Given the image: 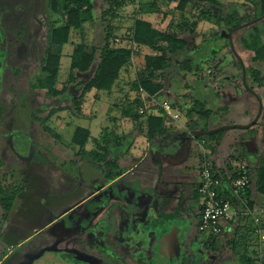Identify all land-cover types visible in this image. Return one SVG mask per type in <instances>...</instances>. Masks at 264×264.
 Segmentation results:
<instances>
[{
    "label": "rangeland",
    "instance_id": "rangeland-1",
    "mask_svg": "<svg viewBox=\"0 0 264 264\" xmlns=\"http://www.w3.org/2000/svg\"><path fill=\"white\" fill-rule=\"evenodd\" d=\"M219 1L224 6L225 12L232 13L235 10L237 16L245 17L243 24L248 23V19L251 20L255 14L259 15L262 12V8L259 6L261 0ZM47 2L48 0H0V40L1 42L2 39L5 40V54L0 53V164L2 166L0 172L6 174L8 183L13 184L14 191L19 195L14 205L15 208H13L14 212L11 214L10 225L7 224L9 227L6 225V230L2 233L6 240L1 241L3 242L0 247L1 264H75L72 261L74 249L71 244L60 245L58 242L59 224L54 227L52 224L51 228L45 226L61 211L67 210L72 203L84 198L88 189L95 191L103 183L105 177L102 170L106 169L105 163L108 160L102 159L100 154L117 155L118 151L123 152L125 145L129 142L125 136L133 134L132 132L136 129L134 123L127 122L122 118L120 109L125 101L133 100L131 81L135 73H132L131 77L126 76L122 79L121 84L118 88H114L111 94L96 95V92H91L87 95L81 106L84 116L75 114L76 109L72 99L81 94L83 85L89 79H85L82 87L77 91L73 88L64 97L57 99L58 102L50 101L46 96V91L38 87L37 77L42 66L45 64L48 55L57 53L58 50L57 47H54L53 51H50L48 45V33L57 16L48 11ZM176 6L177 3H174L169 9L174 10ZM161 8L163 11L167 10L166 6ZM133 10L132 6L128 7L123 11L121 19L108 20L110 24L120 28V31L116 33L118 38H121L131 27L130 16ZM162 15L160 13L155 17L154 20L157 25L161 21ZM162 23L164 26L165 23ZM256 27L264 32V20L260 21L254 28L241 29L234 33L229 41L222 36L216 38L220 34L216 32L217 29L204 24L200 27L195 40V49L191 52L192 54L197 52L202 63L196 78L205 82L203 87L205 92L212 90L210 92L213 93H206L208 97L213 96L207 100L208 106L219 108L231 100H236L241 106L245 100H250V96H247L248 93L252 96H258L259 104L255 102V122L252 123L257 124V127L253 129L257 133L248 136L245 131H237L240 127L230 124L232 126L226 127L227 129L235 128L237 130H224L222 145L219 148L220 154L232 153L231 151L245 154L239 144L247 137L250 140L256 135L258 137L256 148L261 152L263 151L264 102H261L260 98L264 100V87L261 88L254 84L252 69L254 67L253 59L256 56L255 52L244 51L240 46L242 35L244 33L246 35L252 34ZM105 34V25L99 21L87 26L84 36L76 33L72 42L76 45L84 39L87 52L92 53L93 50L104 46ZM73 44L65 46L61 51L64 58L61 79L56 84L58 90H62L64 85L68 83L69 56L75 48ZM0 49L3 48L0 47ZM237 57L244 62V66L248 70L247 74L241 71V63ZM212 59L216 61L214 62ZM208 60L213 61L215 66L209 65ZM221 66L223 71L217 72L216 69ZM172 71L177 72L178 68L174 67ZM173 79H169L167 87L175 100L177 99L175 97L176 90L182 91L186 85L191 89L195 81L191 75L182 77L179 82ZM192 91L194 92L195 89L193 88ZM198 92L200 98L204 100L203 92L201 90ZM127 94L129 97L126 96ZM190 96L187 95V97ZM38 109H43V112H38ZM53 109L56 111L63 109V111L57 112L51 119L47 120L46 118ZM193 115L194 117L198 116L197 113ZM42 120L47 121L42 123ZM200 121L202 122V119ZM259 122L261 125H258ZM228 123L232 122L228 121ZM79 126L91 130L90 142L85 150L93 157L99 154L95 161L90 155L79 156L77 154L78 148L74 150L71 146L72 136ZM206 133L205 135L209 136L210 133ZM137 136L138 134L133 138L135 139ZM203 141L202 147L204 153L207 154L209 153L207 147L211 142L209 138ZM200 147L199 142L195 140L193 148H199L202 153L203 148ZM253 149H255L253 146L245 145L244 150L247 154V158L246 154L245 158L248 161L245 159L241 163L239 160L234 161L233 164L237 166V171L242 164L250 167L252 160V163H255L254 155H257V150L253 152ZM153 156V153L149 154L148 162L145 163L146 167L150 166ZM116 158L120 164L123 163V161L121 162L122 155L119 154ZM66 174L74 178L76 182L82 179V184L85 183L84 188L81 190L74 187L69 188L65 181L62 188L56 187L57 183L63 179V175ZM257 196L262 198L258 204L263 212L261 211V215L255 217L261 218L264 225V198L260 195ZM99 199L101 200V198ZM98 206V202L94 201L76 212L72 217L76 214H83L87 208L91 210L92 207L98 212ZM246 212L244 211L245 214ZM255 213L257 214V211ZM72 217L70 216L64 221L65 227L73 224ZM43 227L45 228L41 230ZM105 227L104 224L96 227V233L97 231L103 232ZM25 238H29L25 245H18ZM138 240L141 241V238ZM99 242L96 239L94 242L96 246H89L88 254H81L80 259H83L84 262L88 261V264H123L117 257L114 258L104 252L102 247L96 244ZM260 244L263 249L264 241L261 240ZM6 245L14 246H9L12 248H8L11 252L3 260L8 253L5 250L8 247ZM1 252L6 254H1ZM57 253H59L58 257ZM24 255H27L29 263L22 258ZM227 255L234 258L229 253ZM121 258H125V256L121 255ZM210 258L211 261L202 259L199 255H192V260H187L184 264H213V260H217L218 257L210 255ZM77 260L79 259H75V261ZM126 261L128 263L133 261V257H127ZM84 262L82 263L85 264Z\"/></svg>",
    "mask_w": 264,
    "mask_h": 264
},
{
    "label": "trees",
    "instance_id": "trees-1",
    "mask_svg": "<svg viewBox=\"0 0 264 264\" xmlns=\"http://www.w3.org/2000/svg\"><path fill=\"white\" fill-rule=\"evenodd\" d=\"M174 3H177L176 8L174 10L169 9ZM131 6L134 8L130 16L131 27L121 38H118L116 33L120 31V28L110 24L108 20L121 19L123 11ZM162 6H166L167 10L163 11ZM259 6L262 8V12L259 15L255 14V19L264 16V0ZM47 8L50 13L57 16L54 26L48 33V45L50 51H53L54 47H57L58 50L57 53L48 55L37 81L39 82L38 87L46 91V96L50 101L58 102L57 99L64 97L73 88L77 91L82 87L83 81L89 79L83 85L81 94L72 99L76 109L75 114L84 116L81 106L87 95L91 92H96V95L111 94L113 89L118 88L121 84L122 79L126 76L131 77L130 75L135 73L131 81L133 100L125 101L120 109L122 118L127 122L134 123L136 129L132 132L133 134L125 137L128 141H132L133 137L140 132L152 141L166 132L163 118L154 112L158 109L155 105L158 102L156 98L160 93L165 92L169 79L174 78V81L179 82L182 77L191 75L195 78L192 88L190 89L187 85L184 86L177 99L174 100L177 112L188 118L196 119L197 121L193 122L196 125L201 122L200 119L205 121L217 116L221 117L222 121H227L225 114L228 112L227 108L208 106L207 100L213 96L208 97L206 93L212 90L205 92L203 90L205 82L196 78L202 63L197 52L194 54L191 52L195 49L200 21L217 29L216 32L220 34L216 38L222 36L229 41L234 33L243 29L245 17L237 16L235 10L232 13L225 12L224 6L218 0H49ZM160 13L163 14L161 23H166L169 20L167 26L162 27L156 24L154 19ZM99 21L105 25L106 34L103 47L89 53L84 39L76 45L73 44L72 40L76 33L84 36L86 27ZM257 28L250 35L245 33L242 35L240 46L244 51L255 52L256 56L253 59L255 68L252 69V76L254 84L262 88L264 87L262 69L264 66V32ZM69 44H73L75 48L69 56L68 83L64 85L62 90H58L56 84L61 79L64 58L61 51ZM4 46L3 41L0 43V47L3 48L0 49L1 54H4ZM213 61L208 60L207 62L209 65L215 66ZM174 67L178 68L177 72L172 71ZM241 68V71L247 74L248 70L245 71L242 65ZM216 70L217 72L223 71L222 66ZM170 72L172 74H169ZM82 78L83 80H81ZM199 86L201 89L198 88ZM193 88L195 89L194 92L192 91ZM198 90L203 92L204 100L200 98ZM187 95L191 96L187 97ZM126 96L129 97L128 94ZM216 98L219 97L216 96ZM189 99L190 102L187 103ZM144 103L149 105V109L141 114L140 108ZM37 111L43 112V109ZM61 111L63 109L58 111L53 109L46 119H51L57 112ZM194 113H197L198 116L194 117ZM47 120H42V123ZM205 126L208 130L207 125ZM254 127H257V124H250L246 127L250 129L251 135L257 133L256 130H253ZM45 130L48 131V129ZM262 133L263 151H259L254 144L255 151L257 150V155H254L255 159L253 158L255 163L253 164L252 160L250 167H248L250 186L241 194L240 199L231 198L232 195L227 190L228 196L233 199L234 206L242 204L244 210L248 209L252 213L255 209V196L260 195L264 198V129ZM223 135V129L209 134L211 142L209 148L213 153L219 146ZM90 138L91 130L89 128L81 126L76 128L72 136L71 146L74 150L78 148L77 154L79 156L89 154L85 149ZM244 153L246 154V150ZM229 171H213L215 179L219 182L220 190L223 184H230L239 177L238 171ZM14 189L13 186L9 185L6 174L2 175L0 179V205L7 213L13 210L17 198V192ZM235 222V228L231 229L233 222H230L228 230H231L229 232L225 230L221 236H204L206 245H209L207 249L222 259L223 264H264V248L262 249L260 238L255 233L252 217L240 213ZM251 249L253 252L249 255ZM228 253L234 258L228 257L230 256L227 255ZM213 264L215 263L213 262Z\"/></svg>",
    "mask_w": 264,
    "mask_h": 264
},
{
    "label": "crops",
    "instance_id": "crops-1",
    "mask_svg": "<svg viewBox=\"0 0 264 264\" xmlns=\"http://www.w3.org/2000/svg\"><path fill=\"white\" fill-rule=\"evenodd\" d=\"M192 16L195 15L192 14ZM168 21L164 26L168 25ZM204 24L207 23L200 21L197 32ZM158 25L164 27L161 22ZM179 91L176 90V96L174 94L176 98L180 94ZM247 96H250V100H245L241 106L236 100H231L228 104L220 107L221 109H228V112L225 113L227 116L226 122L217 116L209 120H202L201 123L196 125V123H193L196 119L188 118L177 112L174 104L175 99L167 87L165 92L160 93L156 98L158 102L155 105L158 109L154 111L163 118L166 132L152 141L139 132L135 139L125 145L123 152L118 151L117 155L100 154L102 159L106 158L108 160L105 163L106 169L102 170L105 177L103 183L95 191L94 189H88V193L84 198L72 203L67 210L61 211L45 227L51 228L52 224L53 227L59 224L58 242L60 245L71 244L74 249L72 261L75 264L84 262L83 259H80V255L88 254L89 246H96L94 244L96 239L100 241L96 244L102 247L104 252L114 258L117 257L123 264H184L187 260H192V255H199L202 259L211 261L210 255L214 254L207 249L209 245H206L205 237L198 231L201 213V199L198 194L199 174L204 165V157L210 159L213 171L219 170L221 172L226 170H230L229 172L232 170L237 171V166L233 162L239 160L241 163L243 159H247L245 154L233 153V151L228 154H220L219 148L223 139H221L214 153L209 148L210 144L208 147L206 146L209 149V153L206 154L202 147L203 140L209 138L208 135H205L206 132H215L232 125L240 127L238 130L234 128L235 130L245 131L248 136L251 135L250 129L244 127L255 122V102L258 104L259 102L257 101L258 96H252L249 93ZM260 101L264 102L261 98ZM165 105L171 106L173 114L179 116L177 121L172 120L166 114L163 108ZM148 109L149 105H147ZM228 121L232 123H228ZM260 123L258 125H261ZM205 125H207L208 130H206ZM256 136L250 140L248 137L244 139L239 144L240 148L245 152V145L254 147L258 138ZM195 140L203 148L202 153L199 148H193ZM252 141L253 143H250ZM150 153H153L154 159L152 158L150 166L146 167L145 163L148 162ZM119 154L122 155V164L116 158ZM84 155L92 156V154ZM98 155L91 158L95 161ZM155 165L156 167H154ZM2 175L4 174L0 172V179ZM63 176L56 187L62 188L65 181L69 188L74 187L80 190L84 188L85 183L82 184V179L76 182L74 178L67 174ZM9 185L13 186L10 183ZM260 200L262 198L256 195L255 216H259L263 212L258 204ZM94 201L98 202V212L97 209L92 207L91 210L87 208L85 213L76 214L72 217L76 212L82 210L86 205L89 206ZM255 211H257V214ZM13 212L12 210L7 213L0 205V247L4 242L3 240H6L2 233L6 230L5 226L10 225L9 222ZM70 216L73 219V224L65 227L64 221ZM234 220L236 221V219ZM234 220L231 229L236 226ZM102 224L106 226L103 232L97 231L96 233V227L102 226ZM229 224L230 222L225 226L227 232L231 230H228ZM8 225L7 227H9ZM194 233H196V236H194ZM138 238H141V241ZM28 240L29 238H25L18 245H25ZM6 246L8 247L5 250L8 253L1 252V254H6L3 260L11 252L8 250L9 246L14 245ZM252 252L253 250H250L249 255ZM121 255L125 258H121ZM153 255H159V257L154 258ZM58 256L59 253H57ZM129 256L133 257V261L128 263L126 260ZM215 257L217 258V256ZM22 258L29 263L27 255L22 256ZM75 259L79 260L75 261ZM213 261L215 264H223V260L219 258ZM84 263L88 264V261Z\"/></svg>",
    "mask_w": 264,
    "mask_h": 264
},
{
    "label": "built area",
    "instance_id": "built-area-1",
    "mask_svg": "<svg viewBox=\"0 0 264 264\" xmlns=\"http://www.w3.org/2000/svg\"><path fill=\"white\" fill-rule=\"evenodd\" d=\"M166 114L174 121L179 119L177 114H173L172 108L165 105ZM147 110V104L144 103L140 108L141 114ZM239 177L230 184H223L219 189V182L213 175V166L207 157H204V165L199 174L198 194L201 199V213L198 222V231L201 235L207 237L221 236L225 231V226L234 219H237L240 213L247 211L245 215L251 216L255 225V233L264 241V225L259 217L252 215L248 209L244 210L241 205L234 206L233 199H240L241 194L250 186L251 180L248 174V166L242 164L238 167ZM227 190L232 195L231 199Z\"/></svg>",
    "mask_w": 264,
    "mask_h": 264
},
{
    "label": "flooded vegetation",
    "instance_id": "flooded-vegetation-1",
    "mask_svg": "<svg viewBox=\"0 0 264 264\" xmlns=\"http://www.w3.org/2000/svg\"><path fill=\"white\" fill-rule=\"evenodd\" d=\"M254 1V0H253ZM259 1V0H258ZM261 1H263V0H261ZM262 20H264V16H262V17H260V18H252L248 23H246V24H244L243 26V29H249V28H254L260 21H262ZM246 26V27H245ZM5 41V40H4ZM2 42H3V39H2ZM6 48V47H5ZM4 54H5V49H4ZM238 58V57H237ZM238 61L241 63V65H242V67H243V69L246 71L247 69L245 68V66H244V62L241 60V58L239 59L238 58ZM254 68H255V66H254ZM262 69H263V72H264V66L262 67ZM262 109V108H261ZM153 257L154 258H158L159 257V255H153Z\"/></svg>",
    "mask_w": 264,
    "mask_h": 264
},
{
    "label": "water",
    "instance_id": "water-1",
    "mask_svg": "<svg viewBox=\"0 0 264 264\" xmlns=\"http://www.w3.org/2000/svg\"><path fill=\"white\" fill-rule=\"evenodd\" d=\"M237 127V126H235ZM223 129V128H222ZM231 129V128H230ZM223 130H229V128L227 129L226 127L223 129ZM216 132V131H215ZM210 134L213 133V132H209ZM255 151V149H253V152Z\"/></svg>",
    "mask_w": 264,
    "mask_h": 264
}]
</instances>
